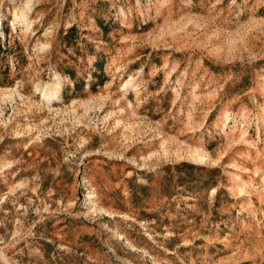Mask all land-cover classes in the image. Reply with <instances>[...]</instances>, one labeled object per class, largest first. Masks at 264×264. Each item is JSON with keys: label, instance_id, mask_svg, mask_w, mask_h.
<instances>
[{"label": "rangeland", "instance_id": "obj_1", "mask_svg": "<svg viewBox=\"0 0 264 264\" xmlns=\"http://www.w3.org/2000/svg\"><path fill=\"white\" fill-rule=\"evenodd\" d=\"M0 264H264V0H0Z\"/></svg>", "mask_w": 264, "mask_h": 264}, {"label": "bare ground", "instance_id": "obj_2", "mask_svg": "<svg viewBox=\"0 0 264 264\" xmlns=\"http://www.w3.org/2000/svg\"><path fill=\"white\" fill-rule=\"evenodd\" d=\"M50 98V97H49Z\"/></svg>", "mask_w": 264, "mask_h": 264}]
</instances>
